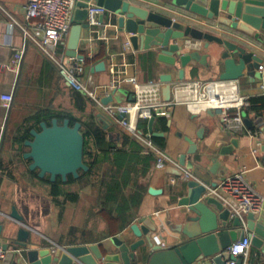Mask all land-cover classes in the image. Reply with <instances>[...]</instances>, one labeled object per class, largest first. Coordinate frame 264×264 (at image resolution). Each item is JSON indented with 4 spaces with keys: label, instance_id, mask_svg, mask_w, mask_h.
Here are the masks:
<instances>
[{
    "label": "crops",
    "instance_id": "obj_1",
    "mask_svg": "<svg viewBox=\"0 0 264 264\" xmlns=\"http://www.w3.org/2000/svg\"><path fill=\"white\" fill-rule=\"evenodd\" d=\"M25 1L0 0V64L12 65L18 61L17 70H0V95L13 94V100L8 108L4 107L0 100V215L8 214L14 204L20 210V202L28 199L36 212L32 222L35 223V228L42 237L62 245L103 242L105 246H111L109 239L114 235L132 240L130 224L140 216H151L160 225L158 236L161 249L150 255H147V249H145L144 255L140 257L136 255V259L132 260L130 264H166L169 258L168 250L185 238L181 230L185 225L189 207L178 206L177 200L185 194L188 179L193 178L197 173L205 175L218 185L224 177L243 171L247 180L263 196L259 210L255 214V220L264 225V153L260 145V141L264 140V135L259 132L260 127L256 125L261 122L260 126H264V70L254 68L251 64L231 69L228 73L231 78L225 80H236L241 94L249 98L250 107L242 111V116L243 119L248 118L254 124L252 129H249L244 123V128L235 134L224 127L215 110L193 114L184 105H175L165 114L160 115L167 118L168 129L166 131L155 128L156 119L152 126L153 131L161 132L160 136L165 138V146L161 149L169 159L179 164L180 157L185 156L183 165L179 164V169L189 173L188 179L167 171L168 167L174 166L168 164L165 168L158 169L153 162L141 182L147 185V189L149 186L160 188L161 193L152 195L146 190L132 222L121 230H117V227L115 230L111 228L114 231L108 233L110 228L106 222L90 214L92 213L91 203L83 202V195L89 198L86 202H93L90 185L85 184L84 180L72 183L63 182L58 177L57 179L61 181L64 189L72 192L77 191L80 197L77 202L67 201L61 217H59L58 207L48 192V185L42 182L45 179L49 180L48 175L39 178L37 170L28 168L30 160L23 157V153L28 150V147L23 143L26 138L30 137L28 130L31 127H36L41 120H46L48 123L52 117H57L59 120V116L50 114V111L67 112L81 121L94 115L101 124L103 122L98 116V112L101 110L92 99L83 93L85 98L83 110L76 106L73 92L77 90L67 86L55 63L42 52L31 38L24 36L20 26L26 27L31 33H34L35 30L33 22L27 21L24 17ZM109 17V14L105 13L102 25L99 27L109 36L107 40L113 39L117 42L121 54L114 53L103 60L105 69L102 71L92 72L90 70V67L100 60L90 65H84V78L88 75L91 76L99 95L104 96L111 92L112 89L104 90V88L110 84L113 78L121 79L124 76L134 75L139 81L149 79L163 81L161 76L168 74L170 76L169 83L180 80L178 78V70L181 68L179 62L176 61L174 65L165 64L157 59V52L153 49L135 51L130 46V50L122 54L124 44L128 42L126 35L116 30ZM208 23L210 22L201 19V24L192 23L191 25L210 30L207 26ZM217 28L215 32L219 35L224 31L233 32L225 27L217 26ZM255 31L260 34L261 40H257L253 36L246 37L254 47L249 44L244 45L262 58L261 64L264 66V30L255 28ZM185 39L188 38L179 40V43L182 44L181 52L192 51L197 55V59H192L184 67L182 80L222 79L220 75L225 68L220 54L223 47L215 42H210L208 47H204L203 40H198L197 46L188 47L184 44ZM97 40L93 39L92 29L86 28L79 42L78 51L80 53L84 51L89 56L93 55L97 51ZM66 44L67 38L64 43L65 53ZM21 47L22 53H17ZM60 47L63 48V45ZM127 55H131L133 60L127 61ZM112 65L120 72L111 74L110 66ZM163 82L164 86L166 81ZM163 86L161 88L162 99ZM117 94L119 98L118 101H113L114 103L129 101L132 96L131 87L120 81ZM89 104L94 108L93 113H86L89 110ZM83 116L84 119H82ZM105 116L110 121V126L107 129L103 128L106 130L107 139L108 134L114 135L119 132L121 140L124 131L112 118ZM60 118L62 121L68 117ZM228 132L231 133L230 136L227 135ZM232 137L238 139L237 146L230 154H222L221 147L230 144ZM120 140L113 142L120 144ZM189 140L195 144L193 153H188ZM232 218L229 216L227 221L229 227L232 225ZM69 219H72V222L67 223L63 228L66 224L64 222ZM76 220L80 222L76 223ZM0 222H2L0 245L3 247L4 244H7L5 255L0 259V264H13L15 259L11 260L8 256L11 251V245L7 239L9 222L6 218L2 219L1 216ZM248 223L246 215L242 224L247 226ZM178 225L180 230H177ZM72 227L74 229L70 230ZM237 231L239 232L240 228ZM248 263L264 264V254H261L251 244Z\"/></svg>",
    "mask_w": 264,
    "mask_h": 264
},
{
    "label": "water",
    "instance_id": "obj_2",
    "mask_svg": "<svg viewBox=\"0 0 264 264\" xmlns=\"http://www.w3.org/2000/svg\"><path fill=\"white\" fill-rule=\"evenodd\" d=\"M87 1H93L105 9L100 16L101 21L108 13L109 20L118 32L126 35L133 50L153 49L157 52V59L168 65L178 61L181 67L178 70L180 80L184 76V67L192 59H197L192 51L181 52L179 40L184 38L203 40L204 47H208L210 42L223 47L220 54L225 68L220 75L222 79L231 78L228 73L233 68L246 64L258 68L262 62V58L244 44L254 47L246 39L250 36L261 40L255 28L264 30V0H78L66 44V54L71 57L83 58L78 46L84 30L89 28L86 23ZM201 19L210 22L207 25L210 30L191 25L201 24ZM217 26L233 32L224 31L219 35L215 32ZM104 69L103 60L90 67L92 72ZM161 79L166 81L162 89L163 99L169 100L170 76L163 75ZM116 92L117 88H113L102 96L101 104L115 101ZM129 100H133V96ZM98 116L103 122L102 127L107 129L110 121L101 111ZM117 117L123 118L124 113L117 114ZM154 119V116L148 119V131L152 136H160L161 132L153 131ZM243 121L249 129L254 127L248 118ZM261 124L258 122L256 125L264 135V126ZM80 128L79 121L71 125L68 118L59 121L57 117H52L49 123L41 120L36 127L29 128L30 137L23 142L28 147L23 153V157L30 160L28 168L37 170L39 178L48 175L51 182L58 177L67 182L69 175L77 178L79 170H88L83 162V134ZM108 139L118 142L120 133L108 134ZM237 143L238 139L232 137L230 144L222 146L220 152L230 154ZM189 144L188 153H193L195 144L192 140H189ZM260 145L264 153V140L260 141ZM184 158V155L180 157V165H183ZM167 171L177 176L182 174V170L176 167H168ZM213 189L218 190L217 183L202 174L196 173L186 182L185 194L177 200L178 206L189 207L181 230L185 238L168 250L166 264H224L234 258L227 252V247L246 237L254 248L264 254V225L256 222L253 213H248L247 226L236 216L232 218V225L227 226L229 211L219 195L212 192ZM161 191L152 186L147 189L152 195L160 194ZM20 204V210L14 204L8 214L0 215L9 222L7 239L11 251L8 256L11 260L15 259L13 264H130L137 256L144 255L145 249L147 255L161 249L158 236L160 225L151 216H140L130 224L132 240L114 235L109 239L111 246H105L103 242L62 245L42 237L35 228L32 221L36 212L28 199ZM177 230H180L179 225ZM1 231L2 222L0 234ZM3 248L6 252L7 244Z\"/></svg>",
    "mask_w": 264,
    "mask_h": 264
},
{
    "label": "built area",
    "instance_id": "obj_3",
    "mask_svg": "<svg viewBox=\"0 0 264 264\" xmlns=\"http://www.w3.org/2000/svg\"><path fill=\"white\" fill-rule=\"evenodd\" d=\"M78 0H26L24 4V17L27 21L33 22L34 33L26 27L20 26L24 36L31 38L42 52L50 58L58 68L63 81L71 89L82 92L92 99L97 107L105 115L112 118L124 133L134 137L142 144L141 152L144 154L153 153L155 156L154 166L158 169L171 165L180 168V165L168 158L162 149L151 139V133H142L138 129V121L141 118L149 119L151 116H160L166 113L175 105H184L191 113L197 114L206 110H215L224 127L235 134L244 128L242 111L250 107V100L241 94L239 84L236 80H178L170 82L171 96L169 100L161 97V88L164 84L159 79L139 81L134 75L124 76L121 79L113 78L104 90L117 88L120 81L131 87L133 100L123 103L109 102L101 104V95L98 94L93 85L92 78L88 75L84 78L83 58L66 55L64 43L72 24L73 12ZM88 14L86 23L92 29L93 39L107 40V36L99 26L102 25L100 16L105 9L93 1H87ZM185 46L193 47L199 44L198 40L185 39ZM63 45V48L60 47ZM130 50L129 42L124 44L125 51ZM22 53V47L17 53ZM17 55V54H16ZM19 55V54H18ZM18 57V56H16ZM19 58V57H18ZM18 61L8 65L0 64V70H17ZM264 70L262 64L258 67ZM111 74L120 71L114 65L110 66ZM104 95V94H103ZM1 103L8 108L13 100L12 93L0 95ZM124 113L119 119L117 114ZM182 178L188 179L189 173L183 171ZM174 181V178H172ZM217 193L224 206L229 211L230 217H238L241 222L248 213L254 215L258 212L263 196L254 188L252 183L244 176L243 171L229 175L221 179ZM250 239L244 238L235 241L227 247V252L234 256L233 259L224 264H249ZM5 255V249L0 245V259Z\"/></svg>",
    "mask_w": 264,
    "mask_h": 264
},
{
    "label": "trees",
    "instance_id": "obj_4",
    "mask_svg": "<svg viewBox=\"0 0 264 264\" xmlns=\"http://www.w3.org/2000/svg\"><path fill=\"white\" fill-rule=\"evenodd\" d=\"M120 51V46L115 40L98 39L96 53L91 56L84 51L81 53L84 65H90L98 60H106L111 54H121ZM126 58L127 61L133 60L131 55H127ZM73 97L76 106L83 110L85 98L82 92L74 91ZM49 113L59 116V121H61L60 117L67 116L71 125L76 121L81 122L83 162L88 166V170H79L77 178L69 175L67 182L84 180L85 184L90 185L93 196V202L90 204L92 213L90 214L103 219L108 228L115 230L117 227V230H121L127 227L134 219L135 211L147 190V185L143 184L141 179L149 172L155 160L154 154L142 153V144L126 133L121 135L120 144L108 140L106 130L94 115L81 121L67 112L50 111ZM155 119L156 129L161 131L168 129L165 116H156ZM138 129L146 133L148 120L139 119ZM151 139L160 148H164L165 138L163 136L151 135ZM42 182L48 185V192L58 207L59 217L67 201L77 202L80 198L77 191L64 189L59 179L54 182L45 179ZM73 229L72 227L70 230ZM110 229L108 233L114 231Z\"/></svg>",
    "mask_w": 264,
    "mask_h": 264
},
{
    "label": "rangeland",
    "instance_id": "obj_5",
    "mask_svg": "<svg viewBox=\"0 0 264 264\" xmlns=\"http://www.w3.org/2000/svg\"><path fill=\"white\" fill-rule=\"evenodd\" d=\"M115 98H116V100L118 101V98H119L118 94L115 96ZM88 108H89V110H88L86 113H88V112L93 113V112H94V108L92 107L91 104L88 105ZM84 114H85V113H84ZM82 119H84V116L82 117ZM88 199H89L88 197H86V196L83 195V202H85V204H87V203H91V202H86V200H88ZM71 222H72V219L66 220V221L64 222V223H66V224L63 226V228L66 227L67 223H71ZM75 222H76V223H79L80 221H79V220H76Z\"/></svg>",
    "mask_w": 264,
    "mask_h": 264
}]
</instances>
